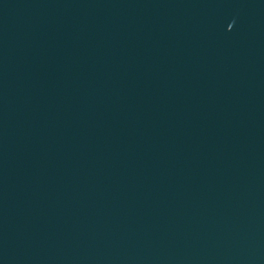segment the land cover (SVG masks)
<instances>
[{
  "label": "water",
  "instance_id": "1",
  "mask_svg": "<svg viewBox=\"0 0 264 264\" xmlns=\"http://www.w3.org/2000/svg\"><path fill=\"white\" fill-rule=\"evenodd\" d=\"M0 264H264V0H0Z\"/></svg>",
  "mask_w": 264,
  "mask_h": 264
}]
</instances>
